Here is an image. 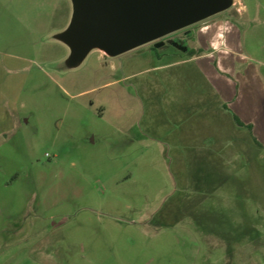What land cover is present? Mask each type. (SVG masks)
<instances>
[{
    "label": "rangeland",
    "instance_id": "374dc122",
    "mask_svg": "<svg viewBox=\"0 0 264 264\" xmlns=\"http://www.w3.org/2000/svg\"><path fill=\"white\" fill-rule=\"evenodd\" d=\"M72 15V0H0V264H264L247 131L215 123L218 97L190 89L172 46L76 57ZM213 17L233 18L264 96V0ZM193 131L222 134L226 155H190Z\"/></svg>",
    "mask_w": 264,
    "mask_h": 264
},
{
    "label": "crops",
    "instance_id": "0c3cea01",
    "mask_svg": "<svg viewBox=\"0 0 264 264\" xmlns=\"http://www.w3.org/2000/svg\"><path fill=\"white\" fill-rule=\"evenodd\" d=\"M235 2H231L230 6H234ZM240 8L244 9L245 7L241 5ZM225 10L211 16H216ZM238 10L235 9L236 12ZM207 18L201 20L202 23L196 27L194 35L191 34L182 47L177 44L172 47L186 55V64L192 70L189 73L195 77L193 87L190 89L199 95L205 94L210 89L218 97L220 114H226L228 117L220 118L215 123L222 125L226 119V124L235 131L236 136L240 135V130L241 132L247 131L252 143L261 151L262 161L259 160L260 163L252 166V170L264 172V96L260 94L263 92L262 83L255 79L253 66V63L258 62L254 59L247 61L248 59L245 58L242 59L247 61L243 64L244 68H238V55L235 52L238 47L236 44L238 30L234 21H231L233 18L222 17L221 19L217 17L214 19L213 17L211 20H207ZM261 78L264 81V76ZM203 114L205 115V113ZM234 116L243 125L237 124L234 121ZM204 119L200 120L205 123ZM188 136L189 140L193 141L186 145V150L190 155L195 150L217 151L221 159L226 155V145L224 144L226 138H223L222 134L217 135V132L214 131L205 135L202 131H193ZM207 140L211 142H206ZM235 153L231 152L234 156H238L237 152Z\"/></svg>",
    "mask_w": 264,
    "mask_h": 264
},
{
    "label": "water",
    "instance_id": "95a60500",
    "mask_svg": "<svg viewBox=\"0 0 264 264\" xmlns=\"http://www.w3.org/2000/svg\"><path fill=\"white\" fill-rule=\"evenodd\" d=\"M62 37L76 57L97 47L117 56L225 10L231 0H72Z\"/></svg>",
    "mask_w": 264,
    "mask_h": 264
},
{
    "label": "flooded vegetation",
    "instance_id": "af4514ba",
    "mask_svg": "<svg viewBox=\"0 0 264 264\" xmlns=\"http://www.w3.org/2000/svg\"><path fill=\"white\" fill-rule=\"evenodd\" d=\"M73 5V4H72ZM194 24L186 26L184 28L175 30L169 34H166L156 40L148 42L147 44L150 47H160V46H175L180 45L181 47L186 42V39L189 38L192 34L191 28ZM180 43V44H179ZM179 46V47H180Z\"/></svg>",
    "mask_w": 264,
    "mask_h": 264
},
{
    "label": "trees",
    "instance_id": "16d2710c",
    "mask_svg": "<svg viewBox=\"0 0 264 264\" xmlns=\"http://www.w3.org/2000/svg\"><path fill=\"white\" fill-rule=\"evenodd\" d=\"M233 118H234V121H235L237 124H239V125H243L242 122H241L237 117L234 116ZM247 127L250 128L249 126H247ZM255 142H256V144H258L257 141H255Z\"/></svg>",
    "mask_w": 264,
    "mask_h": 264
}]
</instances>
